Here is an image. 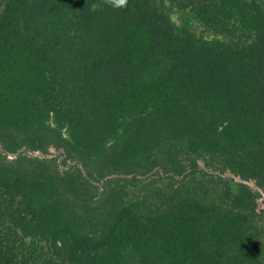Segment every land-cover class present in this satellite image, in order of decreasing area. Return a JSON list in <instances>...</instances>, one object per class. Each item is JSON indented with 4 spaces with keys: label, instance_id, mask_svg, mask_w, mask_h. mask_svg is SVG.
I'll return each mask as SVG.
<instances>
[{
    "label": "trees",
    "instance_id": "1",
    "mask_svg": "<svg viewBox=\"0 0 264 264\" xmlns=\"http://www.w3.org/2000/svg\"><path fill=\"white\" fill-rule=\"evenodd\" d=\"M99 2L0 0V264H264V0Z\"/></svg>",
    "mask_w": 264,
    "mask_h": 264
},
{
    "label": "clouds",
    "instance_id": "2",
    "mask_svg": "<svg viewBox=\"0 0 264 264\" xmlns=\"http://www.w3.org/2000/svg\"><path fill=\"white\" fill-rule=\"evenodd\" d=\"M107 4L114 9H123L128 5V0H100L99 3H93L91 5V10L93 12L102 9V6Z\"/></svg>",
    "mask_w": 264,
    "mask_h": 264
},
{
    "label": "rangeland",
    "instance_id": "3",
    "mask_svg": "<svg viewBox=\"0 0 264 264\" xmlns=\"http://www.w3.org/2000/svg\"><path fill=\"white\" fill-rule=\"evenodd\" d=\"M175 18H177V21H178V17L176 16ZM50 153L52 154V155H56L57 154V152L55 151V150H50ZM12 156H10L9 155V157L8 158H11ZM260 206L261 207H264V199L262 198L261 200H260Z\"/></svg>",
    "mask_w": 264,
    "mask_h": 264
}]
</instances>
